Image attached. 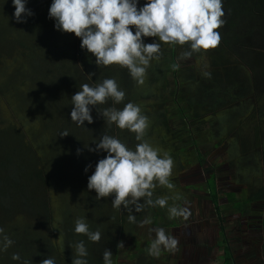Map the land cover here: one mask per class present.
Returning <instances> with one entry per match:
<instances>
[{
    "label": "rangeland",
    "instance_id": "obj_1",
    "mask_svg": "<svg viewBox=\"0 0 264 264\" xmlns=\"http://www.w3.org/2000/svg\"><path fill=\"white\" fill-rule=\"evenodd\" d=\"M50 3L29 0L27 7L34 15L26 23H17L11 0L5 4L0 0V46L4 51L0 122L12 123L24 132L50 177L54 228L50 237L28 214H22L0 235V247L3 236L13 241L0 251V264H40L48 257L56 264H72L80 240L87 248L88 264H103L106 249L112 252V264H153L156 257L147 252L155 235L151 229L163 227L171 234L175 230L180 238L182 220L190 224L184 230L193 232L198 213L212 218L206 188L211 174L216 175L225 212L233 206L243 207L252 193L264 189V0L253 8H237V1L223 0L225 23L218 29L219 45L200 51H191L188 44L177 45L178 72L174 74L170 62L158 57L151 61L142 85L126 68L97 67L90 54L82 51L80 56L78 38L54 30L53 21L47 18ZM188 52L191 55L186 56ZM104 78L116 79L125 91L124 102L116 105L109 100L97 105L92 110L93 123L77 126L69 118L71 96L81 84L94 86ZM129 101L140 105L149 119L143 139L173 160L170 180L174 189L158 186L150 199L169 197L170 205L187 207V219H169L167 208L148 205L142 198V210L131 213L137 222L130 223L127 209L114 208L111 197L98 200L94 190L87 189V177L104 155L88 150L95 147L93 142L109 135L130 148L139 143L134 133L108 125L99 115L105 108H123ZM163 102L165 118L156 107ZM87 164L93 168L85 174ZM233 193L240 200L233 197L236 202L231 205L227 200ZM177 195L179 199L174 198ZM251 209H257L252 213L262 212L264 200ZM79 217L87 219L91 231L101 233L99 242L74 232ZM146 217L151 223L141 226L139 222ZM14 254L20 259L14 260Z\"/></svg>",
    "mask_w": 264,
    "mask_h": 264
},
{
    "label": "clouds",
    "instance_id": "obj_2",
    "mask_svg": "<svg viewBox=\"0 0 264 264\" xmlns=\"http://www.w3.org/2000/svg\"><path fill=\"white\" fill-rule=\"evenodd\" d=\"M28 3L29 0H11L17 23H26L27 18L34 15L27 7ZM224 16L223 0H51L47 18L53 21L54 30L78 38L80 49L94 58L97 67L117 65L126 68L131 78L142 85L151 61L158 58L161 42L188 44L191 51L214 49L221 40L218 29L225 23ZM146 38H152L151 42H146ZM185 55H191V52ZM109 100L116 105L125 100V91L115 78H104L94 86L81 84L71 96L69 118L77 126H85V122L92 124L93 108ZM99 115L108 125L134 133L139 143L130 148L121 139L109 135L93 142L95 147L88 150L104 155L96 161L92 174L87 177V189L94 190L98 200L111 197L114 208L123 206L127 209L130 223L137 222L131 213L142 210V198L148 205L167 208L169 219H187L190 214L187 207L170 205L169 197L150 199L158 186L174 189L170 180L173 160L167 152L143 139L149 119L142 113L141 106L129 101L123 108H105ZM79 154L80 149H77ZM90 168H93L92 164L85 165V174ZM174 198L179 199V196ZM139 223L143 226L151 220L146 217ZM151 231L155 235L147 246L150 256L159 258L165 251L176 250L178 240L173 234L163 227ZM3 232L0 228V235ZM74 232L92 242L101 240V233L91 231L85 217L75 220ZM2 243L0 251L11 246L13 241L3 236ZM87 256L84 241H78L72 264H88ZM111 257L112 252L106 249L102 255L103 264H112ZM12 258L20 259L19 254ZM25 264L30 262L25 261ZM40 264H56V261L48 257Z\"/></svg>",
    "mask_w": 264,
    "mask_h": 264
},
{
    "label": "trees",
    "instance_id": "obj_3",
    "mask_svg": "<svg viewBox=\"0 0 264 264\" xmlns=\"http://www.w3.org/2000/svg\"><path fill=\"white\" fill-rule=\"evenodd\" d=\"M79 44L80 41L77 39L81 56L82 50ZM176 49L177 45L165 46V43L161 42L158 55L159 59L170 62L174 74L179 70ZM3 52L0 46V59ZM65 83L68 84L66 81ZM161 103L156 107L160 116L164 117L165 112L161 113L164 111V102ZM49 187H51L50 177L42 168L34 147L25 139L24 132L12 123L0 122V228H8L22 214H28L32 223H37L40 227L38 229L51 237L54 228L53 212L48 196ZM206 188L210 202L220 213V195L217 192L214 176L210 178ZM258 197H264V191ZM237 209L243 208L237 207Z\"/></svg>",
    "mask_w": 264,
    "mask_h": 264
},
{
    "label": "crops",
    "instance_id": "obj_4",
    "mask_svg": "<svg viewBox=\"0 0 264 264\" xmlns=\"http://www.w3.org/2000/svg\"><path fill=\"white\" fill-rule=\"evenodd\" d=\"M198 215L193 232L184 230L190 224L182 220L180 238L173 230L178 240L176 250L163 252L153 264H264V229L248 230L242 224L248 220L239 215L227 213L219 215L220 219Z\"/></svg>",
    "mask_w": 264,
    "mask_h": 264
},
{
    "label": "flooded vegetation",
    "instance_id": "obj_5",
    "mask_svg": "<svg viewBox=\"0 0 264 264\" xmlns=\"http://www.w3.org/2000/svg\"><path fill=\"white\" fill-rule=\"evenodd\" d=\"M232 1L233 2L237 1V8H253L254 5L258 6V4L262 0H232ZM212 176L215 177V182H216V187H217V192H218L219 190H218L217 179H216V175L215 174H211L208 177V179L206 180V185L209 183V180H210V178ZM263 191H264L263 188L257 189L254 193H252V195H250L247 198L249 201L243 202V205L247 206V208L244 207V206L241 207V208L244 209V211H243V209H237L234 206L232 207V210L231 209H226V212L223 211L225 206L222 204L221 199L219 198V201H220V204H221V212L218 213L217 209H215L214 205L210 202L213 205V211H214L212 213V215H210V217L218 218L219 215L222 216L225 213H228L230 216L231 215H239L238 218L245 217V219L248 220L247 222H242V224H244L247 229L251 228L254 231H258L260 229H264V219H263V216H264L263 211L264 210L262 212L252 213L254 210L256 211L257 209H251L253 207V205L255 204V202L261 203V201L264 200V197H262V198L258 197V195H260ZM207 194H208V191H207ZM232 195H234V196H229V198L227 200L231 205H233V203L236 202V201L232 200L233 197L236 200H240V198H238L236 196V194L233 193ZM208 199H209V201L211 200L209 195H208ZM243 200H246V199H243ZM189 216H190V214H189ZM221 227H223V226L221 225ZM223 229H225V228H223Z\"/></svg>",
    "mask_w": 264,
    "mask_h": 264
}]
</instances>
